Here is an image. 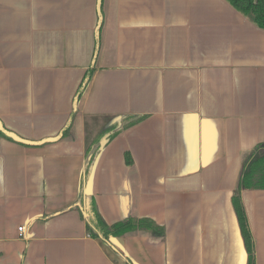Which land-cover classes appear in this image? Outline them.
<instances>
[{"label":"crops","instance_id":"1","mask_svg":"<svg viewBox=\"0 0 264 264\" xmlns=\"http://www.w3.org/2000/svg\"><path fill=\"white\" fill-rule=\"evenodd\" d=\"M99 2L0 0V121L34 143L0 135V264H247L232 196L264 144V30L227 0H102L97 47ZM91 69L71 136L50 141ZM130 115L145 119L85 179L88 142ZM81 194L108 225L164 235L114 250L89 236ZM241 202L264 264V190Z\"/></svg>","mask_w":264,"mask_h":264},{"label":"trees","instance_id":"2","mask_svg":"<svg viewBox=\"0 0 264 264\" xmlns=\"http://www.w3.org/2000/svg\"><path fill=\"white\" fill-rule=\"evenodd\" d=\"M237 11L246 16L256 26L264 30V0H227ZM98 28H97V47L99 42V32L102 25V0L98 7ZM93 69L88 70L80 87L74 97L73 111L68 118L64 128L60 131L57 140L71 136L70 130L77 111V104L87 87ZM144 116H125L121 119L114 120L107 128L102 130L94 139L88 142L86 146L87 164L85 169V179L89 177L93 163L100 151L106 147L117 135L122 131L138 124L144 120ZM0 135H3L0 132ZM47 141L38 142L44 145ZM126 164L130 165L132 160L129 155L125 156ZM244 190H264V144H261L252 152L244 161L242 172L238 181V185L232 196V206L234 208L241 236L247 252V264H255L254 241L247 223L244 208L241 202V192ZM74 208H77L84 218L86 230L93 239L102 241L103 244L112 247L110 240L123 236L127 233L137 230L147 231L154 237H162L164 235L163 228L156 225L152 220L147 218L135 219L126 217L123 220L108 225L98 213L93 198L86 197L83 199L81 194L79 201ZM115 250V249H114ZM126 264H131L129 260Z\"/></svg>","mask_w":264,"mask_h":264},{"label":"water","instance_id":"3","mask_svg":"<svg viewBox=\"0 0 264 264\" xmlns=\"http://www.w3.org/2000/svg\"><path fill=\"white\" fill-rule=\"evenodd\" d=\"M0 132H1L3 135H5L6 137H8L9 139H11V140H13V141H15V142H17V143H21V144H25V145H32V144H34L33 142H31V141H27V140H25V139L19 137V136L16 135L15 133H13V132L7 130V129L3 126V124L1 123V121H0ZM55 140H57V138L51 139L50 141H55Z\"/></svg>","mask_w":264,"mask_h":264},{"label":"built area","instance_id":"4","mask_svg":"<svg viewBox=\"0 0 264 264\" xmlns=\"http://www.w3.org/2000/svg\"><path fill=\"white\" fill-rule=\"evenodd\" d=\"M19 234L22 235L23 227L18 228Z\"/></svg>","mask_w":264,"mask_h":264}]
</instances>
